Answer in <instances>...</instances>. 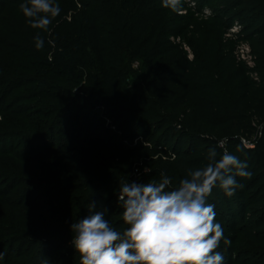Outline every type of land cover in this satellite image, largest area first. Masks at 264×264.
<instances>
[{"label":"trees","instance_id":"obj_1","mask_svg":"<svg viewBox=\"0 0 264 264\" xmlns=\"http://www.w3.org/2000/svg\"><path fill=\"white\" fill-rule=\"evenodd\" d=\"M194 1L196 10L208 6L213 15L204 21L191 13L177 16L162 0H81L73 22L60 18L77 3L63 4L39 34L42 50L35 47L36 34L26 38L31 47L21 48L24 53L19 39L0 41V61L25 55L18 65L0 68V144L21 138L0 147L3 264L26 254L12 264H43L46 248L69 243L71 224L92 214L93 202V211L107 208L114 227H126L117 197L133 164L142 171L134 182L159 180L164 171L175 185L186 169L205 165L208 149L225 137L228 151L247 162L252 176L236 177L244 187L232 197L216 187L207 199L231 241L221 240L216 251L223 264H264V0ZM235 23L240 30L223 43ZM183 32L192 39L193 59L182 42L170 39ZM240 41L251 48V67L234 55ZM127 60L147 68L130 88ZM75 80L86 82L71 98L66 86ZM80 96L106 108L114 133L106 129L99 137L91 121L63 131L65 112ZM27 100H37L28 108L35 121L22 116L25 128L8 127L5 114L21 116L18 104ZM61 259L79 264L74 249Z\"/></svg>","mask_w":264,"mask_h":264},{"label":"clouds","instance_id":"obj_2","mask_svg":"<svg viewBox=\"0 0 264 264\" xmlns=\"http://www.w3.org/2000/svg\"><path fill=\"white\" fill-rule=\"evenodd\" d=\"M162 7L183 14L182 0H162ZM19 8L31 28L45 31L61 14L55 0H26ZM34 39L42 50L44 39L39 34ZM226 142L227 137L209 148L207 163L186 169L175 185L164 171L159 180L120 183L122 229L106 219L107 208L93 211L95 202L89 204L92 214L71 224L70 244L79 264H223L216 249L221 240L225 245L231 241L207 199L216 187L232 197L244 187L236 177L252 176L247 162L229 152Z\"/></svg>","mask_w":264,"mask_h":264},{"label":"rangeland","instance_id":"obj_3","mask_svg":"<svg viewBox=\"0 0 264 264\" xmlns=\"http://www.w3.org/2000/svg\"><path fill=\"white\" fill-rule=\"evenodd\" d=\"M79 1L81 0H55V2L60 5V7L63 4H67V3L68 4L72 2L73 4L77 3L76 10H70L67 12V14L62 15L60 18L61 19L60 21L66 20L67 22L70 23L75 20V17H78V11L80 7V5L78 4ZM83 1L86 3L88 0H83ZM21 2L23 3L26 1L25 0H0V41H4L5 43H10L11 40L17 41L19 39L20 40V42L18 43V45L20 46L19 51L21 53H24L26 49L31 47V46H28L29 41H26V38L33 34L37 35V34L45 33V31L40 30V29H33L30 27V25L27 22V18L23 15L22 11L19 8V5ZM182 5H183V14L176 13L177 16H182L186 13H189V14L191 13L193 18L204 21L206 17L213 15L212 10L208 6L202 7L200 11L196 10V7H198V4L194 0H182ZM55 19H58V17ZM57 24L58 22L57 23L55 22V24L53 22L54 26H56ZM178 25H181V24L179 23ZM101 31H103L104 33H107V31L103 28H101ZM50 32L51 30L47 32V36L49 35ZM60 32H58V34ZM2 35L4 37H2ZM171 38H173V41L171 40L172 42H177V43L182 42L183 47H187L189 49V52L187 53L191 54V59H193L195 52L190 46V42L192 39L189 36V34H187L186 32H183V34L180 37L173 36ZM230 38L231 36L227 37L226 35H223L221 37L223 43L224 41H226L224 39H230ZM21 48L24 52L21 51ZM24 56H25L24 54L23 55L21 54L17 57L15 55L10 56V60H7L6 62L0 61V68L1 67L7 68L8 66L12 67L13 64L18 65L19 63H21V61H24L25 59ZM124 67L128 73L127 87L129 88L134 82L141 80L147 71V68L141 66L138 60L125 61ZM85 82H86L85 80H82V81L75 80L71 82L70 84H68L66 87L69 92L71 91L70 92L71 94L68 97L70 96L71 98L77 97L79 94H81L82 88L85 86ZM23 89L25 88L18 89L17 92H23L24 91ZM78 99L79 100L74 106V108L70 111L65 112L66 113L65 118L61 125V128L63 129V131L68 133L69 130L73 131V129L74 130L79 129L84 124L89 123V121H91L90 122L91 131H93V129L97 127V130L94 132V134L99 135V137H101V134H98V133H104L106 129H111L113 133L116 131V129L112 125L111 119L106 114L107 113L106 108H104L100 104L97 105L98 103H95L94 100H91L83 96H80ZM20 103L21 104H18V106L20 107V110H21V111L19 110L21 116L16 117L10 114H5L8 116V119L10 121L9 124L7 125L8 127H12V126L15 127L18 125L22 128H25L26 122L21 117L25 116L29 118L30 120L34 118V116L31 115L32 114L31 110H33L32 105L34 106V104L37 103V100H27V102H20ZM20 105H23V106H20ZM28 108H31V110H28ZM0 111H1V108H0ZM32 121H35V120L33 119ZM6 141L7 142H4V141L1 142L0 144L1 148L4 147L5 145L8 146L10 144L17 145V143L21 141V138L12 137ZM138 168L139 166H137L136 164H133L131 173H129V177L127 179L129 183L137 181V179L142 174V171H139L140 169L138 170ZM110 191L112 192L114 190H110ZM105 193L107 194V192ZM46 249H49V250L47 251V256L45 257L43 264H52L54 263V260L57 263L59 262L58 264H61L62 263L61 258L63 254H66V251L73 249V247L71 246L69 242L63 245V247H60L59 249L56 246H53V247L48 246ZM4 257L5 256H2V259H1V256H0L1 264H3ZM25 258H28L27 254L19 258H16V256H11L9 263L7 264H12L13 261L22 260Z\"/></svg>","mask_w":264,"mask_h":264},{"label":"built area","instance_id":"obj_4","mask_svg":"<svg viewBox=\"0 0 264 264\" xmlns=\"http://www.w3.org/2000/svg\"><path fill=\"white\" fill-rule=\"evenodd\" d=\"M240 30V27L238 24H234L229 31L225 34L227 37H230L232 33H236ZM171 40L173 41V38H171ZM187 52H189V49L187 47H184ZM234 55L238 60H242L243 62H245L248 66H252L253 65V57L251 54V48L249 46V44L245 41H240L234 49ZM188 58L191 59V54L188 53ZM253 77H255V75H253ZM245 144H247L246 141H243Z\"/></svg>","mask_w":264,"mask_h":264}]
</instances>
